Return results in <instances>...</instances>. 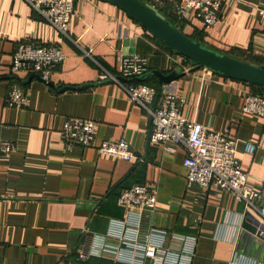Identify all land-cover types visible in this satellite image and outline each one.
Listing matches in <instances>:
<instances>
[{"label": "crops", "instance_id": "obj_1", "mask_svg": "<svg viewBox=\"0 0 264 264\" xmlns=\"http://www.w3.org/2000/svg\"><path fill=\"white\" fill-rule=\"evenodd\" d=\"M221 2L219 19L203 29V40L221 52L234 50L235 57H264V21L256 8L264 0ZM183 22L185 34L201 29L191 16ZM125 38L135 39L133 53L148 57L149 70L190 67L104 0H75L68 36L25 0H0V141L13 145L0 150V264H264L256 217L227 190L188 184L183 146L174 153L161 143L146 146L149 115L118 82L55 92L29 78L32 73L10 70L21 42L59 45L64 59L51 82H98L102 68L116 73L118 51L131 54ZM14 84L27 93L21 108L4 101ZM169 86L184 100L187 118L227 128L239 140L237 157L248 173L247 185L264 193V119L243 110L241 83L199 68ZM69 116L96 122L91 146H65L61 129ZM107 138L125 139L135 157L100 153L98 145ZM246 142L255 146L253 152ZM143 182L157 191L153 211L139 216L117 205L122 190ZM84 234L100 240L92 243L96 252L79 259ZM147 243L156 247L158 261L144 255Z\"/></svg>", "mask_w": 264, "mask_h": 264}, {"label": "built area", "instance_id": "obj_2", "mask_svg": "<svg viewBox=\"0 0 264 264\" xmlns=\"http://www.w3.org/2000/svg\"><path fill=\"white\" fill-rule=\"evenodd\" d=\"M25 1L59 33L68 36L75 0ZM149 3L157 9H167L180 21L187 20L191 16L203 29L210 28L218 21L222 5L221 0H150ZM256 8L264 21V4ZM85 53L89 55L88 51ZM63 59L64 54L59 45L21 42L12 55L10 70L13 73H37L49 79ZM116 59L118 63L116 73L102 68L99 79L110 78L118 82L129 99L150 116L149 142L163 144L164 150L168 153H174L177 146H183L186 150L183 165L186 168L187 183H196L204 188H222L230 192L243 203L245 211L250 214H248L249 217L253 215L256 217L252 220L256 226L254 234L264 238V193L247 185L248 173L242 169L237 157L239 140L231 135L227 128L213 129L187 118L183 112L184 100L177 96L169 84L162 86L155 106L151 108L157 93L156 87L142 82H120L116 78V75L135 77L144 74L149 70L148 57L143 54H127L118 51ZM182 68L186 71L189 67ZM202 68L212 72L209 68ZM240 83L244 98L243 110L264 119V91L256 92L250 84ZM4 101L8 106L21 108L28 101L27 93L20 85L14 84L7 91ZM95 126L96 122L92 119L69 116L61 129V138L68 148L73 144L91 146ZM245 146L248 152H253L255 149V146L249 142H246ZM12 148L11 142L0 141L1 151H9ZM98 151L123 160L135 157L128 142L123 138L103 139L98 145ZM156 196L157 191L152 184L135 183L120 192L116 203L127 211L138 212L141 216L147 211L154 210ZM84 235L87 237L79 246V259H84L96 252L92 243L99 239L97 235ZM143 253L153 260H159L156 247L151 244L147 243L144 246Z\"/></svg>", "mask_w": 264, "mask_h": 264}, {"label": "water", "instance_id": "obj_3", "mask_svg": "<svg viewBox=\"0 0 264 264\" xmlns=\"http://www.w3.org/2000/svg\"><path fill=\"white\" fill-rule=\"evenodd\" d=\"M115 5L127 16L147 30L152 36L167 46L175 54L185 58L190 67L185 71L182 67H175L168 72L160 69H150L144 74L135 77H124L116 75L120 82H137L144 80L148 76H154L157 80V93L151 104L154 108L156 100L164 84H169L188 72H193L202 67H206L215 73L239 82L256 84L264 87V66L236 58L228 53L213 49L200 41L193 40L187 34L175 27L165 16L149 2L140 0H104ZM135 39L125 38L123 44H129V53H133ZM35 77L46 83L55 92L65 90H81L98 83L111 81L110 78L99 79L98 82L85 83L78 86L55 85L49 79H45L37 73H32L29 78ZM12 79L22 84L23 81L17 76H11ZM150 118V116H149ZM151 119V118H150ZM151 131V121L146 140V146L149 144Z\"/></svg>", "mask_w": 264, "mask_h": 264}, {"label": "trees", "instance_id": "obj_4", "mask_svg": "<svg viewBox=\"0 0 264 264\" xmlns=\"http://www.w3.org/2000/svg\"><path fill=\"white\" fill-rule=\"evenodd\" d=\"M142 2H147V0H140ZM158 10L165 16V18L170 21L175 27H177L178 29H180L182 31L183 26L185 24V22L178 20L173 14H171L170 12L167 11V9L165 8H158ZM145 30V29H144ZM147 32V30H145ZM183 32V31H182ZM202 32L203 28L199 29V28H194L193 32L191 34H187L190 38H192L193 40H197L200 41L202 44H205L211 48H213L211 45H209L207 42H205L202 38ZM148 36H150L153 40H155L158 45L162 48H164L166 51L175 54L172 50H170L167 46H165L164 44H162L159 40H157L154 36H152L149 32H148ZM215 49V48H213ZM217 50V49H216ZM219 51V50H218ZM233 51L234 50H230L229 54L233 55ZM221 52V51H220ZM235 57V56H234ZM239 58V57H236ZM239 59L244 60V61H248V62H252V63H256L257 65H261L264 66V57L262 55H258V56H254L252 58H242L240 57ZM186 63H188V61L186 60ZM137 82H142V83H146L152 86H155L157 88V81L156 78L154 76H148L147 78H145L144 80L141 81H137ZM250 86L252 87V89L256 92H263L264 91V87L260 86V85H256V84H250Z\"/></svg>", "mask_w": 264, "mask_h": 264}, {"label": "rangeland", "instance_id": "obj_5", "mask_svg": "<svg viewBox=\"0 0 264 264\" xmlns=\"http://www.w3.org/2000/svg\"><path fill=\"white\" fill-rule=\"evenodd\" d=\"M147 2H150V0H147ZM10 88H8L7 90H6V93H7V91L9 90ZM6 93H5V96H6Z\"/></svg>", "mask_w": 264, "mask_h": 264}]
</instances>
